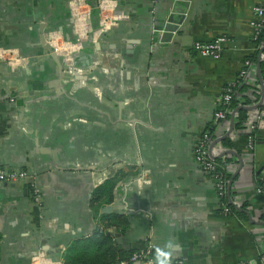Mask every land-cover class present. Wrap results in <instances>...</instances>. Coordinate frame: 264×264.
<instances>
[{
    "label": "crops",
    "instance_id": "crops-1",
    "mask_svg": "<svg viewBox=\"0 0 264 264\" xmlns=\"http://www.w3.org/2000/svg\"><path fill=\"white\" fill-rule=\"evenodd\" d=\"M89 2L97 26V0ZM258 5L264 0H118L123 17L62 76L41 35L74 36L69 0H0V46L30 58L17 67L0 60V166L26 169L43 198L39 205L27 180L0 181V264H32L39 249L81 264L109 253L101 234L112 264L149 242L155 257L169 240L178 245L171 259L185 264H264V128L248 147L258 63L241 76L256 49ZM172 14L175 30L166 28ZM221 34L229 40L219 56L194 46ZM238 81L247 84L238 106L246 114L237 126L236 111L226 135L235 108L216 125L213 115ZM205 131L226 135L213 155L229 182L239 169L224 197L197 159ZM116 200L124 206L104 209Z\"/></svg>",
    "mask_w": 264,
    "mask_h": 264
},
{
    "label": "built area",
    "instance_id": "built-area-1",
    "mask_svg": "<svg viewBox=\"0 0 264 264\" xmlns=\"http://www.w3.org/2000/svg\"><path fill=\"white\" fill-rule=\"evenodd\" d=\"M154 3L160 0H152ZM118 0H97L99 12V23L94 26L91 20L92 5L89 0H69V10L73 21L72 38H65L62 33L57 30H50L47 34L48 42L62 56L66 70L74 75L77 68L80 67L74 60L80 56L87 41L97 43L104 32L110 30L123 17V14L117 11ZM259 17L252 21L255 27L253 38L257 39L264 27V6L256 7ZM229 40L226 34L216 36L209 41L196 40L194 46L199 53L207 56H219L225 47V43ZM260 46V45H259ZM264 57V51L259 58ZM0 60H6L12 67L27 64L30 60L29 56L24 54L18 47L0 46ZM253 61L248 58L245 60V66L241 69V76H248L251 72L249 69ZM237 82H230L221 95V107L217 108L213 115L214 124H218L221 120L227 118L231 112L229 106L236 92ZM255 104V103H254ZM250 105V104H248ZM255 120L251 121L250 127L252 132L248 135V147L254 148L256 141V130L264 128V101L262 105L254 108ZM233 112V111H232ZM213 136L209 131H205L196 145L197 159L207 173L213 174L216 178V186L222 197L226 196L229 190V169L226 165L219 162L213 154L218 153L223 147L220 141L213 143ZM27 180L32 186V194L34 200L40 205L42 204V192L40 187L32 179L31 174L24 168H7L0 166V181H17ZM262 190L261 188H259ZM226 211L229 210L228 206ZM153 243L149 242L144 247L136 249L128 257L121 259L118 264H132L140 261L142 264H155L153 255ZM32 264H59L60 261L49 256L43 249H39L31 256ZM171 264H185L183 259H171Z\"/></svg>",
    "mask_w": 264,
    "mask_h": 264
},
{
    "label": "trees",
    "instance_id": "trees-1",
    "mask_svg": "<svg viewBox=\"0 0 264 264\" xmlns=\"http://www.w3.org/2000/svg\"><path fill=\"white\" fill-rule=\"evenodd\" d=\"M254 43H255L256 49H255V51L252 54L248 55V58H250L251 60L256 61L260 65L261 75H262V78L264 80V57L263 58H259L260 49H261L262 45H264V27L261 30L259 37L257 39H254ZM241 82L242 81H238L237 82V84H236V92L234 94L233 99L231 100V102L229 104V106L231 108H233V109L239 106V102L241 100V97L239 96V92H241L242 89L245 90L246 87H247L246 83H241ZM254 92H255V94L257 93L256 97L261 96L262 87H260L259 90H258V88H256L254 90ZM247 101H249V100L247 99ZM247 101H245V102H247ZM237 112H238V119H237L238 121H236V125L240 126L244 122V118H245V114H246V108L245 107H238ZM223 142L225 144H228L229 143L228 138H225L223 140ZM227 158L228 157H226L225 159H227ZM222 159H223L222 156L217 158V160L219 162H222ZM222 163H224V161ZM225 199H226L227 203H229L228 202V197H226ZM230 205H232V204H230ZM233 208H236V207L233 206ZM240 212H242V210H240ZM99 237H100V241L106 245L107 249H109L108 250L109 253L103 252L102 254H97L94 257L86 258L84 261H81V264H112V262L115 260L116 256L112 255L113 246H112V244H111V242L109 240V236L101 234V235H99ZM135 250L136 249L122 251L120 253L119 260H121V259H123L125 257H128ZM109 255H112L111 259H109Z\"/></svg>",
    "mask_w": 264,
    "mask_h": 264
},
{
    "label": "water",
    "instance_id": "water-1",
    "mask_svg": "<svg viewBox=\"0 0 264 264\" xmlns=\"http://www.w3.org/2000/svg\"><path fill=\"white\" fill-rule=\"evenodd\" d=\"M175 9H177V6L175 7ZM174 22V15H170L169 17V20H168V23L166 25V28L167 29H170V30H175L178 28V25L176 23H172ZM47 34L48 32H43L42 35H41V42L45 45V47L48 49V51L52 54V56L56 59L57 63H58V67H59V74L64 76L66 73L64 72V61L62 59V56L56 51V49L48 42V39H47ZM133 40V39H132ZM88 41L85 43L87 45ZM131 46V45H130ZM264 51V45H262L261 49H260V53L259 55ZM82 57L81 56V60H82ZM85 58V59H84ZM87 60V57H83V63H85ZM79 62V59H75L74 60V63H77ZM258 74H259V77H260V81H261V87H262V93H261V96H260V99L259 101H257L255 104L253 105H250L249 107L252 108V107H258L260 105H262L263 101H264V80L262 78V75H261V71H260V65L258 64ZM67 76V75H65ZM68 77L70 78V76L68 75ZM238 110V108H235L232 112V116H231V128L227 131L226 135L230 133V131L233 129L234 127V115L236 113V111ZM262 129V128H261ZM226 135H223V136H220V137H217L212 144L218 142V141H221L224 136ZM258 142L259 143H264V132L263 134L258 138ZM230 151H234L233 149H228ZM264 167V163L262 165ZM262 167V168H263ZM239 171V169L233 174L230 182H229V187H231L232 185V181H233V177L235 176V174ZM124 206L122 200H116L114 204H108L106 205V207H104V209H107L109 211H111L113 208H122ZM119 234V233H117ZM118 264V263H117ZM132 264H142L140 261H136V262H133Z\"/></svg>",
    "mask_w": 264,
    "mask_h": 264
},
{
    "label": "clouds",
    "instance_id": "clouds-1",
    "mask_svg": "<svg viewBox=\"0 0 264 264\" xmlns=\"http://www.w3.org/2000/svg\"><path fill=\"white\" fill-rule=\"evenodd\" d=\"M177 246L174 241L169 240L163 248L157 247L155 249V264H171V257Z\"/></svg>",
    "mask_w": 264,
    "mask_h": 264
}]
</instances>
